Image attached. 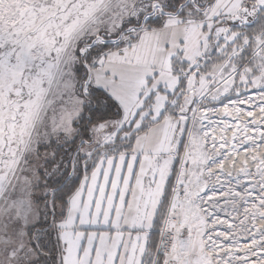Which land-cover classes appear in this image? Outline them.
I'll list each match as a JSON object with an SVG mask.
<instances>
[{"label":"snow or ice","instance_id":"6c2138e0","mask_svg":"<svg viewBox=\"0 0 264 264\" xmlns=\"http://www.w3.org/2000/svg\"><path fill=\"white\" fill-rule=\"evenodd\" d=\"M0 264H264V0H0Z\"/></svg>","mask_w":264,"mask_h":264},{"label":"rangeland","instance_id":"374dc122","mask_svg":"<svg viewBox=\"0 0 264 264\" xmlns=\"http://www.w3.org/2000/svg\"><path fill=\"white\" fill-rule=\"evenodd\" d=\"M221 215H223V214H221Z\"/></svg>","mask_w":264,"mask_h":264}]
</instances>
